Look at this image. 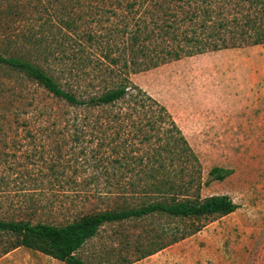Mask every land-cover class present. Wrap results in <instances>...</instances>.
I'll use <instances>...</instances> for the list:
<instances>
[{"label": "rangeland", "instance_id": "374dc122", "mask_svg": "<svg viewBox=\"0 0 264 264\" xmlns=\"http://www.w3.org/2000/svg\"><path fill=\"white\" fill-rule=\"evenodd\" d=\"M111 7L101 0H80L74 8L68 0H0V55L28 61L53 77L62 69L68 75L66 62L77 53V40L63 25L67 13L96 11L101 23L95 31L111 40L109 22L115 18L109 10V22L99 15ZM128 77L176 122L198 159L200 196L226 195L238 208L201 220L194 234L143 258L141 250L193 223L154 216L104 225L76 256L86 264H264V43L183 57ZM75 114L81 112L0 65V219L60 224L143 201L140 190L129 194L133 173L94 165L98 140L72 139L69 120ZM84 131L92 133L90 127ZM10 243L0 236V264H65L24 247L4 254Z\"/></svg>", "mask_w": 264, "mask_h": 264}, {"label": "trees", "instance_id": "16d2710c", "mask_svg": "<svg viewBox=\"0 0 264 264\" xmlns=\"http://www.w3.org/2000/svg\"><path fill=\"white\" fill-rule=\"evenodd\" d=\"M68 1L71 8L80 3ZM101 1L112 6L99 15L105 17L109 10L115 18L109 22L111 17H105L113 25V39L95 31L101 23L94 17L96 11L82 16L72 9L63 20L77 40V53L66 62L69 76L62 75V69L60 77H53L14 57L0 55V65L22 72L54 99L81 112L82 117L75 114L69 120L72 139L98 140L92 153L94 165L122 169V176L133 173L129 194L140 190L145 198L134 205L126 201L118 208L75 215L60 224L0 219V236L12 239L4 254L24 247L65 264H86L76 253L104 225L154 216L193 223V228L177 230L169 239L155 242L152 249L141 250L143 258L194 234L201 220L214 221L238 208L226 195L200 196L197 157L167 109L128 76L183 57L263 44L264 0ZM93 83L101 85L94 88ZM87 127L92 133L84 131ZM139 148L142 152L137 156ZM165 233L163 229L161 235Z\"/></svg>", "mask_w": 264, "mask_h": 264}]
</instances>
